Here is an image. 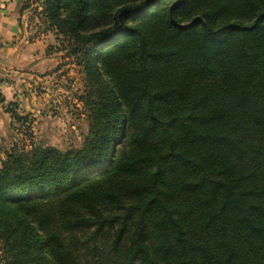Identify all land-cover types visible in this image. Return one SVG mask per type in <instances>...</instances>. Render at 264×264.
Returning a JSON list of instances; mask_svg holds the SVG:
<instances>
[{
	"label": "trees",
	"instance_id": "obj_1",
	"mask_svg": "<svg viewBox=\"0 0 264 264\" xmlns=\"http://www.w3.org/2000/svg\"><path fill=\"white\" fill-rule=\"evenodd\" d=\"M35 2L90 121L6 150L8 264H264V0Z\"/></svg>",
	"mask_w": 264,
	"mask_h": 264
},
{
	"label": "rangeland",
	"instance_id": "obj_2",
	"mask_svg": "<svg viewBox=\"0 0 264 264\" xmlns=\"http://www.w3.org/2000/svg\"><path fill=\"white\" fill-rule=\"evenodd\" d=\"M15 1L20 6L17 21L26 34L24 41L39 42L45 55L49 56V61L40 76L41 79H36V82H39L38 92L43 94H39L42 98L40 97L35 105V110L22 114L27 115L30 120L26 125L21 126L17 122H12L10 146L15 143L18 148H29L39 142H46L64 149L80 145L88 133L90 121L89 112L79 98L85 88L83 67L72 54L67 38L49 27L39 2ZM9 2L14 0H0V4L3 5L0 6L1 15H6L1 9L8 7ZM23 76L21 79L29 82L26 70ZM1 98H4L2 94ZM6 146L8 145L1 147L3 152ZM0 264H8L1 240Z\"/></svg>",
	"mask_w": 264,
	"mask_h": 264
},
{
	"label": "crops",
	"instance_id": "obj_3",
	"mask_svg": "<svg viewBox=\"0 0 264 264\" xmlns=\"http://www.w3.org/2000/svg\"><path fill=\"white\" fill-rule=\"evenodd\" d=\"M8 5L1 9L6 13L5 16L0 12V94L5 98L0 102V161L6 156V150L11 144L9 139L13 134V118L5 106L11 101L17 102L21 114L36 109L35 105L43 95L38 92L39 82L36 79H41L49 61V56L45 55L39 42L24 41L26 34L17 21L20 13L17 1L9 2ZM24 70L29 76V82L21 79L24 78ZM4 145L8 146L4 147L3 152L1 147Z\"/></svg>",
	"mask_w": 264,
	"mask_h": 264
},
{
	"label": "snow or ice",
	"instance_id": "obj_4",
	"mask_svg": "<svg viewBox=\"0 0 264 264\" xmlns=\"http://www.w3.org/2000/svg\"><path fill=\"white\" fill-rule=\"evenodd\" d=\"M182 2V0H177V6Z\"/></svg>",
	"mask_w": 264,
	"mask_h": 264
}]
</instances>
